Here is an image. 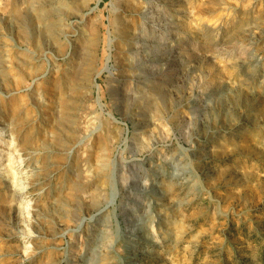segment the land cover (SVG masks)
I'll use <instances>...</instances> for the list:
<instances>
[{"label":"rangeland","instance_id":"rangeland-1","mask_svg":"<svg viewBox=\"0 0 264 264\" xmlns=\"http://www.w3.org/2000/svg\"><path fill=\"white\" fill-rule=\"evenodd\" d=\"M0 45V264H264V0H0Z\"/></svg>","mask_w":264,"mask_h":264},{"label":"bare ground","instance_id":"bare-ground-1","mask_svg":"<svg viewBox=\"0 0 264 264\" xmlns=\"http://www.w3.org/2000/svg\"><path fill=\"white\" fill-rule=\"evenodd\" d=\"M50 21V20H49ZM48 21V22H49ZM56 21V20H55ZM45 22V24H46V22H47V20H45L44 21ZM47 22V23H48ZM50 26L49 27H51V24H49ZM61 26H60V24H53L52 25V27L51 28H48L49 29V32L52 34V32H58L59 31V28H60ZM22 37V36H21ZM143 46V45H142ZM137 47H139V48H141V46L139 45H137ZM136 48V47H135ZM141 51V50H140ZM136 52H138V50H136ZM142 52V51H141ZM135 53V52H134ZM6 54H7V51H5L4 50V48H3V46L2 45H0V62H2L3 60H5V57H7L6 56ZM138 56V55H137ZM3 63V62H2ZM149 67H156V65L154 64V62H150L149 63ZM3 66H0V74L3 72ZM152 75H154V74H152ZM141 79V78H140ZM0 82H3V79H1V76H0ZM70 113V112H69ZM57 116H58V118H59V116H60V114H57ZM57 116H55V117H57ZM66 119V118H65ZM59 122V121H58ZM2 124H4V126L3 127H5V124L6 123H2ZM29 126H30V122L28 121V120H21V122H17V121H15L14 123H13V125H12V127L11 128H13V130H14V133L16 132V133H18L19 135L22 133V132H24V131H26L28 128H29ZM22 139V138H21ZM25 150V149H24ZM152 190H153V193L154 194H156V195H159V196H161V195H163L164 194V192H166L165 191V184L163 183V182H160V181H155L153 184H152ZM105 212V210L104 209H98L97 211H96V214L94 215V217H98V216H101L103 213ZM106 224V223H105ZM103 225V224H102ZM107 226V225H106ZM106 228V227H105ZM138 232L137 233H131L130 235H131V237H132V239L133 240H137V239H144V236H143V230H142V228H138ZM131 243H134L135 244V242L134 241H131V240H129ZM145 241V240H144ZM139 242V241H138ZM137 244H139V243H137ZM92 258H94V257H92Z\"/></svg>","mask_w":264,"mask_h":264}]
</instances>
